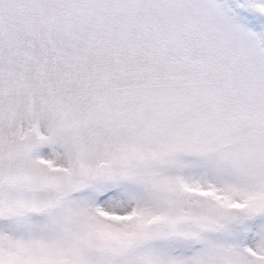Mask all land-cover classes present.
<instances>
[{
    "label": "snow or ice",
    "instance_id": "obj_1",
    "mask_svg": "<svg viewBox=\"0 0 264 264\" xmlns=\"http://www.w3.org/2000/svg\"><path fill=\"white\" fill-rule=\"evenodd\" d=\"M0 264H264V0H0Z\"/></svg>",
    "mask_w": 264,
    "mask_h": 264
}]
</instances>
